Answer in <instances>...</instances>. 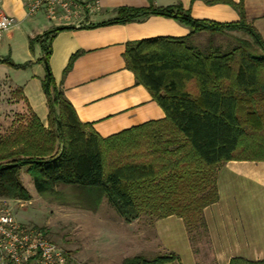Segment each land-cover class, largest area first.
Wrapping results in <instances>:
<instances>
[{"label": "trees", "instance_id": "obj_1", "mask_svg": "<svg viewBox=\"0 0 264 264\" xmlns=\"http://www.w3.org/2000/svg\"><path fill=\"white\" fill-rule=\"evenodd\" d=\"M238 19H198L180 4L119 6L115 17L88 27L122 23L150 14L171 17L189 27L183 36L157 35L126 41L125 67L161 107L164 117L103 137L82 122L56 84L48 66L49 40L69 25L53 26L29 38L43 50L41 88L47 104L46 127L29 108L23 124L0 135V198L28 200L19 179L22 166L37 193L57 184L106 198L125 222L141 215L174 214L183 219L195 255V236L210 250L205 206L217 200V167L228 160L264 161V38L247 20L243 0L233 2ZM242 31L248 38L231 36ZM205 34H202V33ZM205 35V40L198 37ZM79 51L70 55L63 74ZM0 63L15 68L1 56ZM174 253L125 257L121 264H176ZM229 264H264L231 258Z\"/></svg>", "mask_w": 264, "mask_h": 264}, {"label": "crops", "instance_id": "obj_2", "mask_svg": "<svg viewBox=\"0 0 264 264\" xmlns=\"http://www.w3.org/2000/svg\"><path fill=\"white\" fill-rule=\"evenodd\" d=\"M151 1L156 6L180 4L198 19L220 22L238 19L235 8L224 1ZM242 3L247 20L264 38V0H243ZM148 4L149 0H101V8L95 14L79 13L66 21L54 22L47 20L43 12L28 15L23 0H0V14L15 20L3 31L2 37L4 33L18 31V39L10 49L11 59L16 64L30 61L29 66L21 68L0 63V79L19 89L25 104L46 125L48 110L41 88L45 74L43 50L40 46L36 58L32 56L29 38L53 26L69 25L70 28L56 31L49 40L48 66L80 121L90 123L99 135L106 137L145 121L163 118L161 107L142 84L135 82L133 73L125 67L124 44L157 35L183 36L189 27L171 17L156 14L88 27L115 17L119 6L142 7ZM38 16L49 24L39 25L35 22ZM77 51L79 54L63 74L70 55ZM215 184L217 200L203 209L214 263L229 264L231 258L264 259V161H225L217 167ZM1 199L6 201L8 198ZM102 199L96 204H101ZM96 211L89 210L91 213ZM122 223L130 233L136 231L135 238L130 234L123 242L125 245L111 257L94 244L93 249H89L93 264H108V258L111 261L116 258L115 264H121L126 256L138 252L146 257L171 252L177 256L176 264H198L181 217L171 214L154 218L152 244L144 241L143 229L138 228L134 220Z\"/></svg>", "mask_w": 264, "mask_h": 264}, {"label": "rangeland", "instance_id": "obj_3", "mask_svg": "<svg viewBox=\"0 0 264 264\" xmlns=\"http://www.w3.org/2000/svg\"><path fill=\"white\" fill-rule=\"evenodd\" d=\"M35 22L39 25L49 24L42 16H38ZM230 34L218 35L217 39L228 41L231 40L232 35L248 38V35L242 31H234ZM17 39V29L9 34H3L0 40V57L8 55L11 59L10 49ZM197 40L203 42L205 35H201ZM29 48L32 56L36 58L40 48L38 39H35ZM28 115L29 107L25 104L21 91L12 87L7 80L0 79V135L13 132L17 125L25 122ZM19 179L28 191L29 199H7L3 202L4 206L9 209L18 223L29 228H40L47 238L68 252L70 261L67 264H93L89 249L94 247V244L111 257L121 249L122 245H125L123 242L130 237V234L135 238L136 231L130 233L126 229V225L122 223L124 220L105 197L101 200V204H96L98 195L94 192L63 184H57L46 193H37L26 166L20 168ZM95 209H97L96 213L89 212ZM152 220L153 218L148 215L134 219L136 222L134 224L143 229L144 241L149 244L153 242ZM137 233L139 234V231ZM194 246L198 249V264H215L204 237L195 236ZM135 255L142 253L138 252ZM107 261L108 264L117 262L116 258L112 261L108 258Z\"/></svg>", "mask_w": 264, "mask_h": 264}, {"label": "built area", "instance_id": "obj_4", "mask_svg": "<svg viewBox=\"0 0 264 264\" xmlns=\"http://www.w3.org/2000/svg\"><path fill=\"white\" fill-rule=\"evenodd\" d=\"M28 15L43 12L49 21H66L79 13L95 14L101 0H23ZM14 18L0 14V39ZM0 198V264H67L70 256L59 244L47 238L40 228L18 223Z\"/></svg>", "mask_w": 264, "mask_h": 264}]
</instances>
